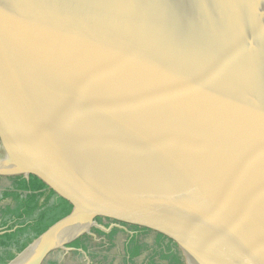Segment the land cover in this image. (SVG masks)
Instances as JSON below:
<instances>
[{
  "label": "water",
  "instance_id": "obj_1",
  "mask_svg": "<svg viewBox=\"0 0 264 264\" xmlns=\"http://www.w3.org/2000/svg\"><path fill=\"white\" fill-rule=\"evenodd\" d=\"M0 96V176L78 187L7 264L67 249L121 187L194 264H264V0H0Z\"/></svg>",
  "mask_w": 264,
  "mask_h": 264
},
{
  "label": "rangeland",
  "instance_id": "obj_2",
  "mask_svg": "<svg viewBox=\"0 0 264 264\" xmlns=\"http://www.w3.org/2000/svg\"><path fill=\"white\" fill-rule=\"evenodd\" d=\"M5 105L6 101L0 96V141L7 139L5 133H14L17 130L13 127L12 119L4 114ZM0 153H5L1 142ZM109 180L110 176L104 177L107 186ZM9 184L8 176L1 175L0 192ZM121 188L122 190L96 213L94 220L97 225L81 236L82 247L68 245L67 249H55L46 254L40 264H192L189 252L180 246V242L172 233L167 231L165 236H169L157 241L158 233L164 232L161 227L162 218L150 209L145 208L142 212L131 209L130 203L135 196L129 190ZM5 201H0V205H5ZM114 229L116 232L110 237L109 233ZM134 245H140L142 249L131 257L130 252ZM170 253L178 260L173 259V256L169 258Z\"/></svg>",
  "mask_w": 264,
  "mask_h": 264
},
{
  "label": "trees",
  "instance_id": "obj_3",
  "mask_svg": "<svg viewBox=\"0 0 264 264\" xmlns=\"http://www.w3.org/2000/svg\"><path fill=\"white\" fill-rule=\"evenodd\" d=\"M8 178L10 184L0 192V201H7L5 205H0V264H7L49 228L72 214L78 201L77 184L73 183L63 191L58 184H66L67 173L49 162L34 165L28 177L22 174ZM115 232L114 229L109 236ZM166 232H159L157 241ZM82 239L79 237L68 245L82 247ZM141 249L140 245H134L131 257ZM171 256L178 260L174 254L170 253L168 257ZM190 261L194 264L193 260Z\"/></svg>",
  "mask_w": 264,
  "mask_h": 264
}]
</instances>
